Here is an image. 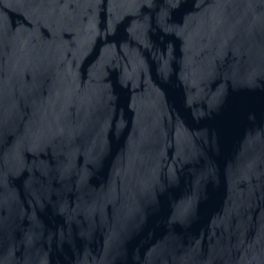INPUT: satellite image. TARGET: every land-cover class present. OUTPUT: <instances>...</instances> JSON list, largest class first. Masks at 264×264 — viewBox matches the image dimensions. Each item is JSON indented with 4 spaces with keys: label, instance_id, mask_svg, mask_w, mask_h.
Listing matches in <instances>:
<instances>
[{
    "label": "water",
    "instance_id": "obj_1",
    "mask_svg": "<svg viewBox=\"0 0 264 264\" xmlns=\"http://www.w3.org/2000/svg\"><path fill=\"white\" fill-rule=\"evenodd\" d=\"M0 264H264V0H0Z\"/></svg>",
    "mask_w": 264,
    "mask_h": 264
}]
</instances>
